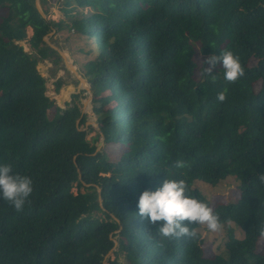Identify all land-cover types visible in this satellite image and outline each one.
<instances>
[{
    "label": "trees",
    "instance_id": "obj_1",
    "mask_svg": "<svg viewBox=\"0 0 264 264\" xmlns=\"http://www.w3.org/2000/svg\"><path fill=\"white\" fill-rule=\"evenodd\" d=\"M63 1L82 13L71 30L100 47L82 68L101 133L88 139L78 123L87 114L58 106L38 69L62 61L45 38L64 33V19H47L35 0H0V161L34 181L22 211L0 200V264H106L111 253L109 264H264V0H42L64 12ZM220 50L240 57L234 82L202 76ZM165 174L219 215L226 237L212 254L201 225H190L196 238L162 239V222L139 215L140 194ZM230 177L232 200L197 187Z\"/></svg>",
    "mask_w": 264,
    "mask_h": 264
},
{
    "label": "clouds",
    "instance_id": "obj_2",
    "mask_svg": "<svg viewBox=\"0 0 264 264\" xmlns=\"http://www.w3.org/2000/svg\"><path fill=\"white\" fill-rule=\"evenodd\" d=\"M218 62L222 64V69L218 74H212ZM205 64L207 67L202 69V76L213 81L221 73L229 83L244 74L240 57L232 51L220 50L218 55L209 56ZM216 99L223 102L226 99L225 92L218 93ZM172 167L182 169L185 162L177 159ZM165 177L155 190L145 189L138 199L141 217H146L150 224L162 222L156 229L162 239L196 238L198 234L190 225H205L210 232L219 230V215L204 199L191 194L192 188L185 179L170 178L167 174ZM260 180L264 182V175ZM33 191L31 176L14 172L12 164L0 161V200L8 202L19 212L29 202Z\"/></svg>",
    "mask_w": 264,
    "mask_h": 264
},
{
    "label": "rangeland",
    "instance_id": "obj_3",
    "mask_svg": "<svg viewBox=\"0 0 264 264\" xmlns=\"http://www.w3.org/2000/svg\"><path fill=\"white\" fill-rule=\"evenodd\" d=\"M35 3L36 6H38L42 10V12H44L47 19H53L55 21H59L61 20V18L64 19V22L67 24L65 32H55L54 34L52 32V34H48V36H46V40H48V42L50 41L49 43L56 49H58V45L60 47L61 55L66 52L64 55L68 56V49L71 53V59H74V62L72 63L74 67H70V70L66 69L67 63L64 58L61 62L58 63V65L52 63L51 60H40L39 67L41 68L42 74L47 79L48 90L51 93L50 97H53L55 100L57 99V105H63L64 108L67 107L68 103L78 104L81 112L83 114H87L88 116L85 124L78 122L79 127L83 130H89L88 139L91 140L92 138L96 137L98 133H101V131L98 124V117L97 115H95L93 110L94 94L91 88V84L87 82L85 85V81L84 83L81 82L82 78L85 80L87 79L84 75L85 71L83 70L82 66L89 60H92L96 57L97 51L100 47L96 43V39L91 35H86L81 32L75 33L74 30H71L72 20L70 19H75L77 21L82 20V13H80L78 9H75L73 12L69 11V9L72 7V4L69 8L66 6V2L63 1L62 3L65 10L64 12H62L61 10H59L58 3L56 5L55 2H49V5L47 4V6L42 2V0H35ZM44 6L47 7V11H45ZM84 9L85 11H88V9ZM82 26V23H79L78 27L81 28ZM31 32L32 30L30 31V33ZM54 37L57 38V41H55ZM19 44L24 46L25 50L29 53H34V50L30 46L28 41H20ZM64 47L66 48L63 49ZM58 80H60L61 82V87L60 90L57 91L56 82ZM78 93H81V98H73V95ZM66 98H68V100H65ZM90 126H94L95 129L90 130ZM104 141V137L101 136V139L97 143L99 150L103 148ZM197 184V187L203 190L204 193L209 197V199H212V201H214V203L225 202L238 198L240 196L238 191V181L231 177L218 184L217 186H212L204 182H197ZM98 216L102 217V213L98 212ZM200 231L203 238L206 239L204 246L207 247L208 251L211 252V254L218 246L219 240H223V238L226 237V231L223 227L219 228V230L215 232H210L207 230L205 225H201ZM239 236H241V234H239ZM113 258V253H111L108 259ZM108 259L106 260V264H109ZM121 262L122 264H127V261L124 258H121Z\"/></svg>",
    "mask_w": 264,
    "mask_h": 264
},
{
    "label": "crops",
    "instance_id": "obj_4",
    "mask_svg": "<svg viewBox=\"0 0 264 264\" xmlns=\"http://www.w3.org/2000/svg\"><path fill=\"white\" fill-rule=\"evenodd\" d=\"M62 19V18H61ZM32 30V32L30 33V31ZM55 33V31L53 32V34ZM33 34V28L32 27H29V29H28V35H29V37L31 36ZM52 34V33H51ZM50 38V37H49ZM52 39H53V37H52ZM54 39H55V41H57V38H55L54 37ZM45 41L47 42V44L49 45V46H51L53 49H55V50H57L60 54H61V52H60V47L57 45V47H58V49H56L55 47H53V45H51L49 42H48V40H46V38H45ZM65 42V41H64ZM30 44V43H29ZM63 45V44H62ZM31 46V45H30ZM66 47H64L63 49H65ZM67 52L69 53V55L68 56H66V55H64V54H62L61 56H63L62 57V60H63V58H64V60L66 61V63H67V67H66V69H69L70 70V67H72L73 66V62H74V59H71V53L69 52V50L67 49ZM47 60H51V62L52 63H54V64H56V65H58V63H55L54 62V58H48ZM73 60V61H72ZM74 67V66H73ZM60 68V67H59ZM75 69V68H74ZM82 82V81H81ZM84 83V82H83ZM85 85H86V82H85ZM88 86V85H87ZM48 87V86H47ZM48 95H50L51 96V93L49 92V90H48Z\"/></svg>",
    "mask_w": 264,
    "mask_h": 264
},
{
    "label": "water",
    "instance_id": "obj_5",
    "mask_svg": "<svg viewBox=\"0 0 264 264\" xmlns=\"http://www.w3.org/2000/svg\"><path fill=\"white\" fill-rule=\"evenodd\" d=\"M37 8H38L39 11L41 12V14H42L43 16H45L44 12H42V10H41L38 6H37ZM38 69H39V71L41 72V68H40L39 66H38ZM81 81H82V82L85 81L86 83H87V82L90 83V82L88 81V79L85 80V79L82 78ZM49 96H50V95H49ZM51 98H52V100L57 101V99L55 100L53 97H51ZM62 103H65V102H62ZM60 107L64 108L63 105H60Z\"/></svg>",
    "mask_w": 264,
    "mask_h": 264
}]
</instances>
